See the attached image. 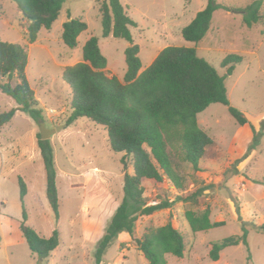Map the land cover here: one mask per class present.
Listing matches in <instances>:
<instances>
[{
	"label": "rangeland",
	"instance_id": "rangeland-1",
	"mask_svg": "<svg viewBox=\"0 0 264 264\" xmlns=\"http://www.w3.org/2000/svg\"><path fill=\"white\" fill-rule=\"evenodd\" d=\"M99 0H67L59 18L50 29L42 28L34 43L28 42L29 22L14 0H0V39L27 48L26 75L34 89L45 126L54 129L49 140L54 150L59 195L56 216L46 194L47 173L38 146L40 123L28 113L16 110L12 120L0 128V264H96L95 251L105 235L109 221L124 197L123 152L113 151L107 130L85 117L68 125L72 113L71 87L63 69L82 60V49L91 36L108 63L106 72L123 79L129 43L114 36H103ZM136 22L131 26L135 43L140 46L142 69L167 46L195 47L198 54L225 75L230 104L249 118L256 127L254 137L249 124L241 125L228 106L212 103L198 114L200 126L215 140L200 162V170L182 159L174 161L187 181L186 193L207 188L198 204L175 201L170 207L140 216L135 238L149 227L172 221L185 238L183 257L165 255L167 264H264V18L248 27L242 8L252 0H216L235 8H218L211 28L199 43L186 40L182 28L189 24L208 0H121ZM263 14H264V0ZM81 17L88 25L71 48L61 37L63 23ZM243 56L232 74L221 65L223 58ZM15 80L11 81L15 84ZM15 100L0 90V113L16 108ZM128 171H132L129 167ZM20 178L27 186L21 198ZM148 203L179 192L168 182L145 180ZM211 209L212 220L225 224L193 232L185 218L186 210ZM25 209L27 219L24 220ZM25 222L41 236L50 237L55 229L60 244L46 257L33 253L21 231ZM248 229L247 243L228 246L213 261L209 252L214 241L241 235ZM134 238L126 231L114 239L100 264H147Z\"/></svg>",
	"mask_w": 264,
	"mask_h": 264
},
{
	"label": "trees",
	"instance_id": "trees-1",
	"mask_svg": "<svg viewBox=\"0 0 264 264\" xmlns=\"http://www.w3.org/2000/svg\"><path fill=\"white\" fill-rule=\"evenodd\" d=\"M23 17L29 22L27 38L34 43L42 28L50 29L59 18L63 4L67 0H14ZM102 17L103 36L125 39L129 46L125 49L127 69L123 79L106 72L107 57L101 51L99 38H88L82 49V60L63 69V78L70 85V104L72 113L67 124H73L85 117L102 125L108 133L113 151L123 152L121 162L124 166V197L114 211L105 235L95 251L96 264L103 261L110 243L126 231L136 241L139 250L147 259V264H167L165 255L172 253L177 257L185 254L186 243L182 232L172 221L149 227L142 237L135 238V226L140 216L170 207L175 201L198 204L204 191L197 188L186 193L187 181L175 164V155L181 153L185 162L200 170V162L207 149L215 144L214 138L198 122V114L212 103L228 106L230 114L241 124H249L254 137L256 127L244 112L230 104L225 75L204 57L195 47L167 46L160 50L154 60L142 69L139 56L140 46L135 43L131 26L136 22L128 14L121 0H99ZM218 8L233 11L235 8L208 0L193 20L182 28L183 37L199 43L211 28L214 12ZM262 0H252L242 8L243 22L251 27L264 18ZM88 28L81 18H69L63 23L62 40L74 48L79 35ZM28 51L19 44L0 39V90L17 103L16 108L0 113V128L14 117L16 110L28 113L41 122L42 109L39 100L26 75ZM243 61L237 53L226 55L221 65L232 74ZM15 80V84L11 81ZM41 151L46 173V194L56 216H59V195L57 173L54 163V150L49 139H41ZM129 167L132 171H128ZM145 180L160 184L168 182L178 194L168 195L153 203L147 202ZM21 198L27 194V186L20 178ZM185 218L193 232L225 224L224 220H212L211 209L186 210ZM24 220L27 219L23 210ZM22 234L33 253L41 258L48 257L60 244V234L55 229L50 237L41 236L33 227L22 222ZM264 232V223L259 226ZM248 229L241 235H233L212 243L209 256L213 261L220 257L221 250L241 242L247 243ZM2 236L0 234V242Z\"/></svg>",
	"mask_w": 264,
	"mask_h": 264
},
{
	"label": "water",
	"instance_id": "water-1",
	"mask_svg": "<svg viewBox=\"0 0 264 264\" xmlns=\"http://www.w3.org/2000/svg\"><path fill=\"white\" fill-rule=\"evenodd\" d=\"M54 132H55L54 129L51 130V129L46 128L45 122L41 121V123H40V136H41V139H44V140L49 139L50 136L52 135V133H54ZM39 264H43V261L40 260Z\"/></svg>",
	"mask_w": 264,
	"mask_h": 264
}]
</instances>
